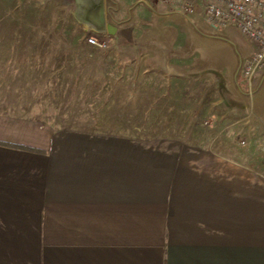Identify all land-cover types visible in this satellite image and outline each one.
<instances>
[{
	"label": "crops",
	"instance_id": "1",
	"mask_svg": "<svg viewBox=\"0 0 264 264\" xmlns=\"http://www.w3.org/2000/svg\"><path fill=\"white\" fill-rule=\"evenodd\" d=\"M62 1L107 48L100 63L84 57L91 77L107 79L100 91L137 94L102 107L233 111L264 135V66L243 74L256 45L210 22L201 0ZM114 115L99 129L0 117V264H264V164L253 145L242 154L220 131L147 136L110 127L123 121Z\"/></svg>",
	"mask_w": 264,
	"mask_h": 264
},
{
	"label": "rangeland",
	"instance_id": "2",
	"mask_svg": "<svg viewBox=\"0 0 264 264\" xmlns=\"http://www.w3.org/2000/svg\"><path fill=\"white\" fill-rule=\"evenodd\" d=\"M63 5L62 0H0V117L25 121L37 115L40 120L72 126L90 119L98 123L99 129L105 127L107 117L116 114L123 121L113 119L110 127L135 128L147 136L220 131L223 144L242 154L253 145L258 160L264 164V135L254 138L249 125L235 124L233 111L198 109L191 115L189 111L175 110L166 115L155 108L118 111L102 107L112 100L137 99V94L100 91L107 79L100 78L101 73L91 77L89 71L95 69V64L84 57L98 56L100 63L107 48L78 45L74 39L83 35L87 40L92 35L78 29ZM97 88L99 91H95ZM153 96L147 94V98ZM120 112L123 115H118Z\"/></svg>",
	"mask_w": 264,
	"mask_h": 264
},
{
	"label": "built area",
	"instance_id": "3",
	"mask_svg": "<svg viewBox=\"0 0 264 264\" xmlns=\"http://www.w3.org/2000/svg\"><path fill=\"white\" fill-rule=\"evenodd\" d=\"M207 19L216 24H233L247 38L252 40L256 49L243 66L247 79L264 66V0H201ZM186 12H193L190 3L183 4ZM90 44L103 47L104 43L95 37H88Z\"/></svg>",
	"mask_w": 264,
	"mask_h": 264
}]
</instances>
